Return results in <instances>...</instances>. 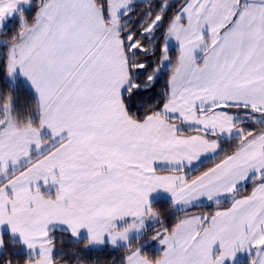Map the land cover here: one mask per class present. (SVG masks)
<instances>
[{
  "label": "snow or ice",
  "instance_id": "obj_1",
  "mask_svg": "<svg viewBox=\"0 0 264 264\" xmlns=\"http://www.w3.org/2000/svg\"><path fill=\"white\" fill-rule=\"evenodd\" d=\"M0 264H264V0H0Z\"/></svg>",
  "mask_w": 264,
  "mask_h": 264
},
{
  "label": "trees",
  "instance_id": "obj_2",
  "mask_svg": "<svg viewBox=\"0 0 264 264\" xmlns=\"http://www.w3.org/2000/svg\"><path fill=\"white\" fill-rule=\"evenodd\" d=\"M162 83H163V81H161V84H162ZM159 206H161V207H165L166 205L161 204V205H159ZM150 254L155 255L154 249H150ZM117 255H121V253H117Z\"/></svg>",
  "mask_w": 264,
  "mask_h": 264
},
{
  "label": "rangeland",
  "instance_id": "obj_3",
  "mask_svg": "<svg viewBox=\"0 0 264 264\" xmlns=\"http://www.w3.org/2000/svg\"><path fill=\"white\" fill-rule=\"evenodd\" d=\"M151 243H152V249H154L156 245L154 242H151Z\"/></svg>",
  "mask_w": 264,
  "mask_h": 264
}]
</instances>
